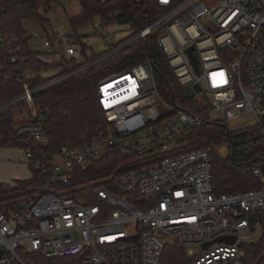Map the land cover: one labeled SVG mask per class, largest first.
Here are the masks:
<instances>
[{"label": "built area", "instance_id": "obj_1", "mask_svg": "<svg viewBox=\"0 0 264 264\" xmlns=\"http://www.w3.org/2000/svg\"><path fill=\"white\" fill-rule=\"evenodd\" d=\"M66 1L79 3L60 0ZM150 1L161 17L94 58L73 33L36 31L43 51L30 50L45 65L38 74L23 46L0 36L9 48L0 57V83L23 87L0 104V116L13 113L16 139L35 147L11 146L26 153L32 178L25 192L0 202V264H38L37 257H79L82 264H264V165L251 167L258 188L217 193L216 143L187 137L204 121L264 137V0ZM155 33L182 95L189 89L183 97L192 112L181 99L161 94L147 58L99 81L98 102L112 129H97L94 140L79 146L53 147L46 131L50 112L36 99ZM39 77L44 81L33 86ZM4 138L0 134V143ZM117 156L126 161L105 169ZM172 245L184 249V259L165 263Z\"/></svg>", "mask_w": 264, "mask_h": 264}, {"label": "trees", "instance_id": "obj_2", "mask_svg": "<svg viewBox=\"0 0 264 264\" xmlns=\"http://www.w3.org/2000/svg\"><path fill=\"white\" fill-rule=\"evenodd\" d=\"M81 12L70 19L73 28L92 22L95 16H101L104 25L113 22H128L133 34L139 33L146 25L159 19L163 14L161 8L150 0H78ZM62 4L60 0H0V36L16 39L22 45L25 55L29 57L28 67L35 74L45 69V65L36 61L30 50L27 31L24 23L28 20L40 24L41 28L51 27L50 19L45 12L54 5ZM159 33L150 36L146 41L128 49L109 63L91 70L86 75L74 79L56 89H53L36 99L45 110L50 112L46 131L53 147L63 144L79 146L92 141L97 135V129H112L106 121L105 115L98 102L99 81L117 71L130 67L149 58L161 94L168 100L181 99L187 105L189 100L184 98L177 83L171 65L160 49L157 39ZM84 53L86 48L82 45ZM7 45L0 44V57L8 51ZM96 56H93V58ZM44 81L42 78L34 80L33 86ZM23 87L20 84L0 83V104L20 95ZM202 110V109H198ZM13 113L0 116V134L4 135L2 147L16 146L22 149H35L31 141L16 139L13 127ZM187 137L196 138L199 142L214 141L216 144H229L232 139L235 144V161L229 155L216 156L214 152L213 172L214 187L217 193L240 192L256 189L259 180L247 166L253 160L264 165V137L259 132L234 133L218 121H204ZM248 139L247 141H245ZM231 149V147H230ZM126 161L123 157L106 160L105 169L116 167ZM33 183H39L37 180ZM18 188L0 183V202L8 201L18 195ZM38 264H82L79 257H64L46 259L37 257ZM184 259V249L178 245L169 246L164 253L165 263H175ZM9 264H18L10 262Z\"/></svg>", "mask_w": 264, "mask_h": 264}, {"label": "rangeland", "instance_id": "obj_3", "mask_svg": "<svg viewBox=\"0 0 264 264\" xmlns=\"http://www.w3.org/2000/svg\"><path fill=\"white\" fill-rule=\"evenodd\" d=\"M26 1V0H16ZM81 12V7L76 1H66L62 4L54 5L53 8L45 12V15L51 21V27L53 30H62L64 32L75 34L80 44L86 49L87 57L93 58V56H99L107 51L114 49L122 40L128 38L132 33L131 24L128 22H113L108 25H104L101 16H95L93 21L73 28L70 24V19L73 16L78 15ZM24 28L27 31L26 37L30 48L34 52H42V45L40 41L34 39V33L41 29L39 23L35 21H26ZM109 35L110 41L106 38ZM201 95L196 96L195 102H200ZM171 105L174 104L171 102ZM199 106H201L199 104ZM183 109H188L187 105L182 103ZM202 114V110H199ZM214 119H220V115L214 114ZM223 124L222 122H219ZM235 132L239 129H231ZM189 138V137H188ZM182 139H179L181 141ZM246 139L245 141H247ZM216 156H224L228 158L231 156L230 143L229 144H215ZM26 159V153L22 150H16L12 147L0 148V181L6 185L18 188V193L25 192L22 188L24 181L27 183L32 176V171L23 163H9L6 160H20ZM188 249H194L199 251L196 247H188Z\"/></svg>", "mask_w": 264, "mask_h": 264}, {"label": "water", "instance_id": "obj_4", "mask_svg": "<svg viewBox=\"0 0 264 264\" xmlns=\"http://www.w3.org/2000/svg\"><path fill=\"white\" fill-rule=\"evenodd\" d=\"M193 52H194V47H191V48H189V49L187 50V53H188L189 59H190L192 65H193V67H194V70L196 71L197 74H199V73H200L199 66H198L199 63H198L197 58L195 57V55H194ZM195 91H196L197 93H200V92H201V87H200L199 85H196V86H195ZM183 95H184L185 97H188V96H189V89H188V88H184V89H183ZM223 126H225V125H223ZM229 140H230V147H231V157H232L233 161H235V144L233 143V141H232L231 138H229ZM256 162H257V160H253V161H251L250 163H248L247 166L252 167ZM226 241H228L227 238H220V239L218 240V242H226ZM234 241H235V240H234ZM234 241H233V242H234ZM2 254H3V251L0 250V256H2Z\"/></svg>", "mask_w": 264, "mask_h": 264}, {"label": "crops", "instance_id": "obj_5", "mask_svg": "<svg viewBox=\"0 0 264 264\" xmlns=\"http://www.w3.org/2000/svg\"><path fill=\"white\" fill-rule=\"evenodd\" d=\"M15 149V148H14ZM16 150H21V149H16ZM23 151V150H22ZM7 162H9V163H23V164H25L26 165V163H25V158H24V160L23 161H20V160H13V159H9V160H6ZM27 166V165H26ZM28 167V166H27ZM31 178H32V176H31ZM31 178L29 179V181L31 180ZM0 183H3V184H5L4 182H2V181H0ZM29 183V182H28ZM27 184V182L26 181H24V184H23V187L25 186Z\"/></svg>", "mask_w": 264, "mask_h": 264}]
</instances>
